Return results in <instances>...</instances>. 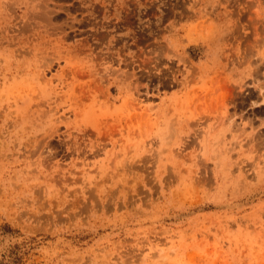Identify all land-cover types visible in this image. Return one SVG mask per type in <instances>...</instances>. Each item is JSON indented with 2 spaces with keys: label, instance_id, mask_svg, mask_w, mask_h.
Wrapping results in <instances>:
<instances>
[{
  "label": "rangeland",
  "instance_id": "374dc122",
  "mask_svg": "<svg viewBox=\"0 0 264 264\" xmlns=\"http://www.w3.org/2000/svg\"><path fill=\"white\" fill-rule=\"evenodd\" d=\"M264 264V0H0V264Z\"/></svg>",
  "mask_w": 264,
  "mask_h": 264
},
{
  "label": "trees",
  "instance_id": "16d2710c",
  "mask_svg": "<svg viewBox=\"0 0 264 264\" xmlns=\"http://www.w3.org/2000/svg\"><path fill=\"white\" fill-rule=\"evenodd\" d=\"M6 264V263H5ZM7 264H10V263H7ZM13 264H16V263H13Z\"/></svg>",
  "mask_w": 264,
  "mask_h": 264
}]
</instances>
